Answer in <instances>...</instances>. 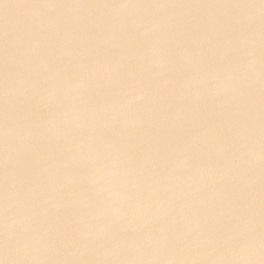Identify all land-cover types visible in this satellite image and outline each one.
<instances>
[{"label":"water","instance_id":"water-1","mask_svg":"<svg viewBox=\"0 0 264 264\" xmlns=\"http://www.w3.org/2000/svg\"><path fill=\"white\" fill-rule=\"evenodd\" d=\"M2 264H264V0H0Z\"/></svg>","mask_w":264,"mask_h":264},{"label":"snow or ice","instance_id":"snow-or-ice-1","mask_svg":"<svg viewBox=\"0 0 264 264\" xmlns=\"http://www.w3.org/2000/svg\"><path fill=\"white\" fill-rule=\"evenodd\" d=\"M0 264H2V262H0Z\"/></svg>","mask_w":264,"mask_h":264}]
</instances>
